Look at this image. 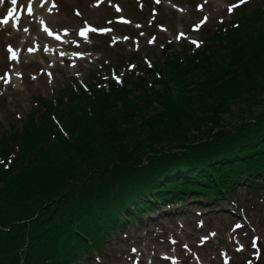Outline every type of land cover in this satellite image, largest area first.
Returning <instances> with one entry per match:
<instances>
[{
  "label": "trees",
  "instance_id": "1",
  "mask_svg": "<svg viewBox=\"0 0 264 264\" xmlns=\"http://www.w3.org/2000/svg\"><path fill=\"white\" fill-rule=\"evenodd\" d=\"M167 50L153 67L124 59L108 86L93 75L57 104L38 99L39 120L4 138L0 160L12 142L16 151L0 167V264H73L101 249L129 205L140 215L151 199L219 197L244 178L259 187L264 109L244 110L236 125L226 115L244 87L236 70L264 64V3L217 27L202 49Z\"/></svg>",
  "mask_w": 264,
  "mask_h": 264
},
{
  "label": "rangeland",
  "instance_id": "2",
  "mask_svg": "<svg viewBox=\"0 0 264 264\" xmlns=\"http://www.w3.org/2000/svg\"><path fill=\"white\" fill-rule=\"evenodd\" d=\"M64 1L70 6L64 9L60 0H50L47 13L33 9L16 24H4L8 8L0 10V146L11 132L26 128L31 115L39 119L37 98L54 101L69 85L86 86L93 74L108 82L117 69L123 72L124 59L136 57V64H155L165 61L167 49L182 55L190 47L202 48L218 26L264 2ZM23 20L27 24L22 27ZM60 22L67 31L57 30ZM89 28L97 31L81 34ZM104 28L110 31H100ZM237 71L243 76L235 85L244 87L226 115L233 125L245 118L244 110L264 109V64L251 61ZM248 77L259 80L247 85ZM255 182L260 184L257 191L236 184L220 202L201 204L189 198L182 209L178 202L170 210L144 216L142 223L135 219L108 238L98 253L75 264H264V178ZM236 225L239 228L234 229ZM213 234L223 244H213ZM253 240H258L257 246ZM169 257L178 260L171 263Z\"/></svg>",
  "mask_w": 264,
  "mask_h": 264
},
{
  "label": "bare ground",
  "instance_id": "3",
  "mask_svg": "<svg viewBox=\"0 0 264 264\" xmlns=\"http://www.w3.org/2000/svg\"><path fill=\"white\" fill-rule=\"evenodd\" d=\"M50 0H43L41 2H39V0H18V5H17V12L14 16L13 19H11L9 22L10 24H16L19 22L20 20V14L21 16H27L29 14V11H28V8L31 7L32 8V11L33 9H36V12L39 13V14H44V13H47L49 10L47 8V4ZM217 1V0H215ZM212 2L214 4V6H216V2ZM60 2L63 3V6H64V9L67 7V6H70L67 2H65L64 0H60ZM10 3L7 1H5V5H4V8L8 10L10 9ZM217 8V7H216ZM20 10H21V13H20ZM220 12H223L224 10L222 8H219ZM23 11V13H22ZM20 13V14H19ZM22 22V27L25 26L27 23L25 20L21 21ZM20 22V23H21ZM24 22V23H23ZM26 23V24H25ZM55 27L57 28L58 31L60 32H64V31H67L68 29H66V25L65 23L63 22H60L58 25H55ZM70 46V45H69ZM68 47V46H67ZM237 225L234 227V229H237ZM175 241H169V244H174ZM169 262L171 263H174L178 260V258L176 257H169L168 258Z\"/></svg>",
  "mask_w": 264,
  "mask_h": 264
},
{
  "label": "snow or ice",
  "instance_id": "4",
  "mask_svg": "<svg viewBox=\"0 0 264 264\" xmlns=\"http://www.w3.org/2000/svg\"><path fill=\"white\" fill-rule=\"evenodd\" d=\"M245 2H246V0H240V4H243ZM17 5H18V0H11V7H10V9L7 12V17L3 20L4 24H7L9 22V20L14 18L15 14L17 12ZM237 7H238V5H237ZM28 11H29V14H31L32 13V8L29 7ZM95 31H97L95 28H89L86 31L82 32L81 34L82 35H87L88 32H95ZM100 31L108 32V31H110V29L104 28V29H101ZM13 58H15V57H13ZM133 250L135 251V249H133Z\"/></svg>",
  "mask_w": 264,
  "mask_h": 264
},
{
  "label": "water",
  "instance_id": "5",
  "mask_svg": "<svg viewBox=\"0 0 264 264\" xmlns=\"http://www.w3.org/2000/svg\"><path fill=\"white\" fill-rule=\"evenodd\" d=\"M215 242H221V240H219V238H217V236H215Z\"/></svg>",
  "mask_w": 264,
  "mask_h": 264
}]
</instances>
